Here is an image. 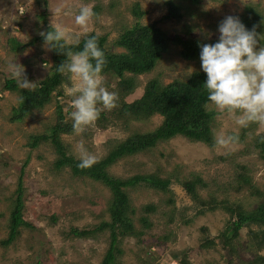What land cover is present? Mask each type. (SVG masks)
Instances as JSON below:
<instances>
[{
	"label": "rangeland",
	"instance_id": "374dc122",
	"mask_svg": "<svg viewBox=\"0 0 264 264\" xmlns=\"http://www.w3.org/2000/svg\"><path fill=\"white\" fill-rule=\"evenodd\" d=\"M167 1L48 0L43 12L36 0H0V87L12 79L7 62L15 54L17 62L25 66L28 79L35 82V87L49 75L54 63L53 52L42 48V40L37 39L45 27L42 12L48 23H60L80 39L90 32L106 35V47L114 52L124 50L115 45V40L127 26L135 23L136 17L130 10L135 2L146 10L139 19L143 24L156 22L169 36L180 34L210 43L218 39L217 25L225 16L240 18L247 15L248 5L256 6L264 14V0H175L180 5L181 16H169L171 7ZM98 2L101 10L93 17L85 34L74 24V14L81 5L93 9ZM180 49L181 46L172 44L153 70L136 75L134 90L129 93L118 80L103 75L108 90L118 94L117 107L102 109L94 125L80 135L63 133L61 140L67 153L78 158L76 145L82 140L84 147L98 161L130 134L152 131L160 126L163 122L160 114L135 120L121 116L119 109L124 103L140 98L150 79L157 78L167 84L175 79L186 80L191 73L201 70L200 59H185ZM63 77L61 86L52 93L48 104L17 121L12 120V115L22 94L12 89L0 92V264H101L110 246L109 230L95 237H77L71 233L74 227L92 228L101 221L110 220L108 206L112 194L109 188L91 178L74 176L68 166L56 168L58 155L50 141L40 142L35 148L29 144L32 135L47 132L56 122L58 104L65 105L67 120L72 123L67 109L72 97L66 93L72 82L67 73H63ZM208 108L214 110L210 105ZM214 111L213 131L228 133L236 130L232 118ZM261 134H264V127L254 123L240 128L238 142L227 152L215 144L176 136L158 142L150 151L120 159L111 165L110 173L118 177L151 172L170 177L174 194V203L166 204L167 196L161 192L143 186L127 188L136 209L137 228H142L137 217L143 206L155 203L158 208L149 214L153 227L145 229V236L121 239L117 264H183V261L186 264H247L258 256L264 258V245L253 244L249 233L250 228H257L255 225L242 228L231 243L225 245L221 234L227 225L228 213L216 208L198 214L202 205L192 200L179 183L183 178L196 175L207 183L199 189L202 197L215 194L242 204L246 209L254 208L260 197L253 193V189L238 192L235 185L239 175L247 174L252 177L255 188L264 191V158L257 145ZM20 176L23 217L32 227H20L16 239L3 246L1 240L9 235L11 206L17 196ZM206 239L214 240L216 245L202 247ZM256 264H264V261L260 259Z\"/></svg>",
	"mask_w": 264,
	"mask_h": 264
},
{
	"label": "trees",
	"instance_id": "16d2710c",
	"mask_svg": "<svg viewBox=\"0 0 264 264\" xmlns=\"http://www.w3.org/2000/svg\"><path fill=\"white\" fill-rule=\"evenodd\" d=\"M36 2L39 7L43 8L44 12L48 0H36ZM166 4L171 7L169 16H181L180 5L175 0H168ZM100 10L101 5L98 2L93 6V11L97 15ZM130 10L136 17V21L133 25L127 26L115 40V45L122 47L123 51H110L106 47L107 36L104 34L95 32L88 34L98 36V44L105 53L107 64L103 70V75H109L118 80L120 86L127 93L134 90V77L153 70L164 54L170 50L172 44L181 46L180 54L183 58L198 60L200 51L198 43H210L197 37H184L180 34L169 36L165 30L157 26L156 22L143 24L139 19L146 14V10L142 9L139 2L132 4ZM43 12L41 13L45 24L43 31H47L49 30V23L46 21V15ZM247 12V15L243 14L240 16L245 26L251 29L255 24L257 26L256 31L264 33V14L262 11L256 6L248 5ZM84 38L85 36L80 39L79 46L71 50H79L83 45ZM37 39L42 40V37L39 35ZM21 46L25 47V44ZM52 52L54 63L51 71L45 79L37 84L34 90L20 89L13 79H8L3 83V89L19 90L23 97L19 106L14 109L13 121L21 120L35 109L41 110L51 101L52 93L61 86L64 77L59 70V65L65 57L62 53H57L55 50ZM127 73L131 74V76H127ZM205 78L202 70H198L191 73L186 80L175 79L167 84L161 83L157 78L150 79L144 88L142 96L133 102L124 103L119 109V114L135 120H142L155 114H160L163 116L162 124L152 131L130 134L90 168H78L76 165L79 159L67 153L66 147L61 140L63 133L70 134L73 132L72 123L66 117L64 104L57 105L56 122L49 127L47 132L31 136L29 144L33 148L39 146L40 142L50 141L52 143L58 155L55 161L56 168L68 166L74 176L91 178L109 188L112 194L108 206L110 220L101 221L92 228L79 229L74 227L71 229V233L77 237H95L96 234L109 230L110 246L101 264H117L118 256L121 252L118 244L121 239L127 236L141 238L146 235L145 229L153 227L149 214L154 213L158 206L155 203L143 206L141 215L137 217L142 224V228H137L135 224L136 209L132 205L127 188L147 187L165 194L167 196L165 199L166 204L174 203V194L170 188L172 182L170 177H162L158 172L136 173L130 177H118L110 173V166L120 159L150 151L158 142L167 141L176 136H184L192 141H201L210 145L214 144L212 122L216 112L208 108L207 91L203 85ZM67 109L70 112L71 106H68ZM257 145L261 149L260 151L264 158V134L258 137ZM179 183L192 200L202 205L197 210L198 214H203L205 211H212L216 208L223 209L228 213L227 225L221 234L225 245H229L232 238L237 236L242 228L251 227L252 225L257 227L249 229L252 243L258 247L264 245V191L255 188L250 175H239L235 185V189L238 192L244 189H253V193L260 197L256 206L250 210L244 208L242 204L230 201L227 197L219 198L215 194H210L205 198L202 197L199 189L205 187L207 183L199 176L194 175L191 178H183ZM16 193L17 196L11 206L9 218V235L6 239L1 240L3 246L10 245L16 239L20 233V227H32V224L23 217L24 199L21 176L19 177ZM215 245L216 242L212 239H206L201 244L204 248H211ZM260 259L264 261L263 257L258 256L248 261L247 264H256ZM183 264H186L185 261H183Z\"/></svg>",
	"mask_w": 264,
	"mask_h": 264
},
{
	"label": "clouds",
	"instance_id": "9594fccd",
	"mask_svg": "<svg viewBox=\"0 0 264 264\" xmlns=\"http://www.w3.org/2000/svg\"><path fill=\"white\" fill-rule=\"evenodd\" d=\"M94 16L96 13L91 7L81 5L74 14V24L87 34ZM256 27L254 24L249 29L239 16L227 15L217 25L216 42L198 43L200 67L206 77L203 85L207 103L218 113L232 118L236 126L233 132H213L214 144L226 152L238 142L240 128L253 123L264 127V33L257 32ZM38 34L42 37V48L55 50L65 57L59 70L67 73L72 82L66 89L72 97L68 116L72 131L80 135L94 125L102 109L117 107L118 94L109 91L104 83L107 60L98 36L86 35L82 47L72 51L80 45V36L73 35L64 25L50 21L49 30ZM7 69L20 89L34 90L35 82L28 79L25 66L17 62V54L8 60ZM2 89L3 84L0 92ZM76 148L79 159L76 166L90 168L96 162L95 155L84 147L82 140Z\"/></svg>",
	"mask_w": 264,
	"mask_h": 264
}]
</instances>
